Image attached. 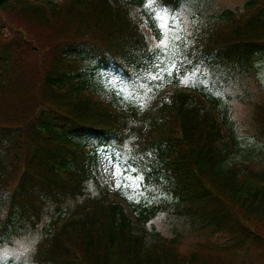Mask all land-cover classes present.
Returning <instances> with one entry per match:
<instances>
[{
	"label": "trees",
	"instance_id": "1",
	"mask_svg": "<svg viewBox=\"0 0 264 264\" xmlns=\"http://www.w3.org/2000/svg\"><path fill=\"white\" fill-rule=\"evenodd\" d=\"M244 8L237 14L218 0H0V248L39 235L24 257L0 264H233L220 253L250 247L264 258V168L229 165L238 146L217 94L238 86L264 141V96L244 97L264 58V0ZM162 13L200 22L178 72L198 70L204 82L187 91L174 80L143 107H117L94 75L143 71ZM104 147L143 175L151 203L100 181ZM157 218L171 237L151 223ZM183 229L228 243L184 255Z\"/></svg>",
	"mask_w": 264,
	"mask_h": 264
},
{
	"label": "rangeland",
	"instance_id": "2",
	"mask_svg": "<svg viewBox=\"0 0 264 264\" xmlns=\"http://www.w3.org/2000/svg\"><path fill=\"white\" fill-rule=\"evenodd\" d=\"M249 0H218L220 7L231 10L237 14L245 13V3ZM247 12V11H246ZM4 14L0 13V17ZM242 15V16H243ZM161 25V37L158 40L156 51L149 59L143 71L137 72L130 79H124L121 75L110 71L97 72L94 75V85L105 98L115 100V105L132 102L138 106H145L149 101L164 97L174 85V80L181 83L187 79L188 83H181L188 89L194 88L198 83H203V75L198 70H191L183 76L178 75L183 52L192 42L193 37L200 28V22L193 21L187 15L183 17H172L168 13L158 15ZM13 19V18H12ZM204 22H202V26ZM161 41H165L164 44ZM256 77L248 83L245 98L247 96L262 98L264 96V60L258 61ZM175 64V68H173ZM168 69H171L169 74ZM153 77H156L153 79ZM178 77V78H177ZM250 81V80H249ZM217 94L227 103L228 123H232L237 148L230 156L229 165H249L255 169L264 168V141L258 137L253 129L251 120L252 106L240 103L237 94L241 96L238 86L226 91H218ZM117 153L109 148H101L97 154V175L108 189L113 193H119L126 199L136 202L151 203L152 198L146 191L143 175L135 169L123 165V159H119ZM157 198H160L158 196ZM168 200L170 197H166ZM163 218H157L151 223L165 236L171 237L172 232L168 224L163 223ZM183 241L180 243L179 251L187 255L192 251L201 250V245L225 246L228 243L224 235H212L208 231L200 234L187 232L183 229ZM39 235L27 236L18 241L12 247L0 248V263L10 260H19L24 257L38 241ZM261 251L253 247L244 248L241 251L223 255L220 258L223 263L230 261L233 264H264Z\"/></svg>",
	"mask_w": 264,
	"mask_h": 264
},
{
	"label": "snow or ice",
	"instance_id": "3",
	"mask_svg": "<svg viewBox=\"0 0 264 264\" xmlns=\"http://www.w3.org/2000/svg\"><path fill=\"white\" fill-rule=\"evenodd\" d=\"M161 43L164 44L165 41H161ZM172 67L175 68V67H176L175 64H173ZM168 71H169V74H171V69H168ZM155 78H156V77H153V79H155ZM188 82H189V81H188L187 79L181 80V83H188Z\"/></svg>",
	"mask_w": 264,
	"mask_h": 264
}]
</instances>
